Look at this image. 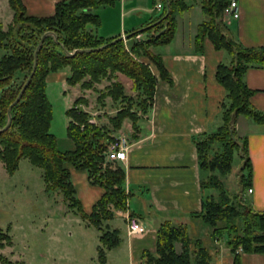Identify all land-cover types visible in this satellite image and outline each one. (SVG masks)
<instances>
[{"label": "trees", "instance_id": "obj_1", "mask_svg": "<svg viewBox=\"0 0 264 264\" xmlns=\"http://www.w3.org/2000/svg\"><path fill=\"white\" fill-rule=\"evenodd\" d=\"M230 1H202L206 20L198 29L196 52L204 53L205 40L209 39L217 50L227 51L231 61L221 62L217 69V80L227 91L222 104L223 124L216 132L194 138V141L200 169L209 174L202 179V188L219 191L218 197L204 199L200 217L213 229L216 238L228 233V246L235 255V264H243L240 248L245 253L264 254V211H256L243 197V192L252 184L253 165L248 139L238 136L236 124L239 117L244 116L264 126V112L251 104L255 90L245 80L250 68H264V47H247L228 35L223 12ZM114 3L115 0H63L56 4L53 15L37 17L28 15L23 0H9L14 11L13 22L7 31L0 26V50L6 51L0 57V130L7 126L8 110L33 72L35 51L43 35L55 33L45 38L36 72L21 100L12 108L11 126L0 133V160L9 174L18 170L22 158H28L33 165L43 169L47 191L63 192L69 207L75 209L89 226L102 232L98 246L102 264L107 261V251L120 246L122 241L120 230L112 229L104 222L114 218V210L127 211L130 198L125 170L119 164L113 166L106 162L108 145L116 137L90 121V115L80 107L85 100L78 98L67 111L71 118L68 135L75 149L61 151L57 137L50 132L53 106L47 95L48 76L69 67L71 75L66 82L75 86L89 76L91 81L83 83L88 89L102 77L124 73L134 81L135 90L144 94L139 107L141 113L146 114L154 103L158 77L135 56L148 57L156 65L160 78L172 82L162 56L151 47L170 44L177 32L178 15L190 8L186 0H169V6L162 0V12L151 22L153 27L138 30L128 37L134 39L142 35L129 50L124 39L112 43L118 38L107 39L96 32L101 25L96 10ZM107 44L110 45L100 49ZM78 50L83 51L73 56L67 53ZM124 91L121 83H114L109 88L108 95L114 101L126 102L111 120L114 129L119 131L123 122L131 119L137 133L141 115L133 111V102ZM236 150L243 158L240 181L244 191L232 195L221 176L232 171ZM71 166L87 171L90 182L104 190L90 212L84 210L77 196ZM11 243V238L0 233V247ZM177 243L181 244L182 252L177 251ZM140 260L141 264H211L212 256L201 241H193L186 225L175 226L166 221L157 232L156 251H144ZM0 264L25 263L1 256Z\"/></svg>", "mask_w": 264, "mask_h": 264}, {"label": "crops", "instance_id": "obj_2", "mask_svg": "<svg viewBox=\"0 0 264 264\" xmlns=\"http://www.w3.org/2000/svg\"><path fill=\"white\" fill-rule=\"evenodd\" d=\"M60 1L63 0H23L28 15L37 17L53 15ZM202 1L186 0L190 8L178 15L173 41L152 47L153 52L162 56L172 82L155 73L158 85L154 103L146 114H141L139 131L135 133L133 122L126 119L114 135L125 136L130 143L126 159L118 161L126 172L125 185L130 198L128 210H114V218L105 225L120 230L121 244L127 243L136 260L144 251H156L157 232L164 222L171 221L175 226L186 225L193 241L202 242L212 256L211 264H235L231 248L222 238H216L213 229L200 217L204 199L218 195L213 188H202V179L209 174L200 169L194 138H203L222 126V104L227 91L217 80V69L226 59L231 61L227 51L217 50L209 39L205 40L204 53L196 52L198 29L206 20ZM236 1L240 17L223 18L228 35L244 46L264 47V0ZM158 3L162 0H115L114 4L102 6L96 10L101 19L96 32L107 39L128 38L138 30L153 27L151 22L162 12L157 9ZM1 4L2 0L0 26L4 29L13 22L14 11L10 4V9L3 11ZM245 80L255 90L252 106L264 112V68H250ZM241 117L236 130L240 138L248 139L253 165L252 192L248 189L243 192V197L256 211H264V126L253 120L242 125ZM74 149L75 144L65 151ZM70 169L77 196L84 210L90 212L104 190L90 182L87 171L73 166ZM128 214L138 217L148 228V233L130 235ZM116 218L124 220V232L120 226L111 223ZM176 249L182 252L180 243L176 244ZM239 253L243 264H264L262 253Z\"/></svg>", "mask_w": 264, "mask_h": 264}, {"label": "rangeland", "instance_id": "obj_3", "mask_svg": "<svg viewBox=\"0 0 264 264\" xmlns=\"http://www.w3.org/2000/svg\"><path fill=\"white\" fill-rule=\"evenodd\" d=\"M1 9H10L8 0H2ZM4 30L7 31L8 26ZM137 39L138 37H125L126 48L130 50ZM5 53V50H0V57ZM226 55L229 54L226 52ZM135 58L147 64L153 73H159L148 57ZM225 63H229L228 59ZM61 75H64V79ZM70 75V68L67 67L50 74L47 79V95L53 106L50 132L57 137L61 151L69 150L74 145L68 135L71 118L67 111L78 98L85 100L80 107L90 115V121L113 136L117 131L111 119L126 105V102H116L108 95L109 88L114 83L124 86L127 98L133 102V111L142 114L139 104L145 96L135 90L134 81L124 73L117 72L102 77L88 89L83 87V83L91 81L89 76L79 84L71 86L65 80ZM251 121L244 116L240 120L242 125ZM108 163L118 166V162ZM242 167L241 152L236 150L232 171L221 177L232 195L244 191L240 181ZM212 191L219 195L217 189ZM111 223L120 226L124 232L122 218H116ZM0 233L12 239L11 244L0 247V257L5 256L12 261H22L25 264H102L98 255L102 232L94 226H89L75 209L69 207L63 192L47 191L43 169L33 165L28 158L21 159L14 174H9L0 160ZM228 237V233L222 237L225 245L228 244ZM140 261L133 259L125 243L107 251L105 264H141Z\"/></svg>", "mask_w": 264, "mask_h": 264}, {"label": "built area", "instance_id": "obj_4", "mask_svg": "<svg viewBox=\"0 0 264 264\" xmlns=\"http://www.w3.org/2000/svg\"><path fill=\"white\" fill-rule=\"evenodd\" d=\"M163 4L158 3L157 9L162 10ZM231 17L233 19H238L240 17L239 4L236 0H231L228 7L225 8L223 12V18ZM140 40L142 35L137 36ZM130 148V143L125 136L116 137L108 145L106 159L108 162H118L126 159L127 152ZM252 192V189H249ZM128 232L130 235H145L148 233V228L146 225L136 216L128 214L126 217ZM239 251H242L240 248Z\"/></svg>", "mask_w": 264, "mask_h": 264}, {"label": "water", "instance_id": "obj_5", "mask_svg": "<svg viewBox=\"0 0 264 264\" xmlns=\"http://www.w3.org/2000/svg\"><path fill=\"white\" fill-rule=\"evenodd\" d=\"M166 1H167V5L169 6V0H166ZM50 34L55 35L54 32H47V33H45V34L43 35V37H42V39H41V41H40V43H39V45H38V47H37V49H36V51H35V65H34L33 72H32V74H31V76L29 77V79H28L26 85H25L24 88L22 89L21 93H20L19 96L17 97L16 101L10 106V108H9V110H8L9 117H10L9 122H8L7 126H6L4 129H1V130H0V133H1V132H4V131H6V130H8L9 127L11 126V123H12V117H11V111H12V108H13L14 105H16V104L21 100V98H22V96H23V93L25 92V90H26L28 84L31 82V80H32V78H33V76H34V74H35V72H36L37 65H38V55H39V52H40V50H41V48H42V45H43V43H44L45 38H46L48 35H50ZM124 38H125V37H119L118 39H116V40L113 41L112 43H114V42H116V41H118V40H122V39H124ZM112 43H110V44H112ZM110 44L104 45V46L101 47L100 49L105 48L106 46H108V45H110ZM80 51H83V50H78V51H76V52H74V53H71V52H68V51H67V53H68L69 55L73 56L75 53L80 52Z\"/></svg>", "mask_w": 264, "mask_h": 264}]
</instances>
